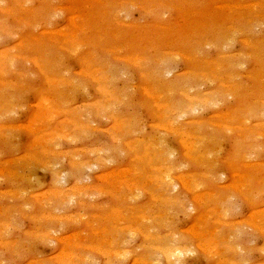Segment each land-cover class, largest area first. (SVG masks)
Masks as SVG:
<instances>
[{
  "label": "rangeland",
  "instance_id": "374dc122",
  "mask_svg": "<svg viewBox=\"0 0 264 264\" xmlns=\"http://www.w3.org/2000/svg\"><path fill=\"white\" fill-rule=\"evenodd\" d=\"M168 244L264 264V0H0V264Z\"/></svg>",
  "mask_w": 264,
  "mask_h": 264
},
{
  "label": "bare ground",
  "instance_id": "6f19581e",
  "mask_svg": "<svg viewBox=\"0 0 264 264\" xmlns=\"http://www.w3.org/2000/svg\"><path fill=\"white\" fill-rule=\"evenodd\" d=\"M138 63V62H137ZM96 74V73H95ZM191 90V89H190ZM186 98V97H185ZM190 98V97H189ZM189 98H187V99H189ZM191 99V98H190ZM193 99H195V98H193ZM207 99V98H206ZM206 99H204L205 100V102H207L206 101ZM190 101H192V99L190 100ZM201 102H202V100H201ZM189 103V102H188ZM208 103V102H207ZM201 104V103H200ZM206 104V103H205ZM195 105H196V103H195ZM198 105V104H197ZM170 106H171V104H170ZM106 107V106H105ZM175 107V106H174ZM179 120V119H178ZM119 124V123H118ZM116 125V124H115ZM118 126V125H117ZM61 131V130H60ZM167 131H169V130H167ZM184 137V136H183ZM184 145H185V143H184ZM187 145H190V144H186V146ZM170 146V145H169ZM185 146V147H186ZM191 146V145H190ZM189 147V146H188ZM191 148H192V146H191ZM193 149V148H192ZM147 154V153H146ZM244 156V155H243ZM186 157H189V156H187L186 155ZM191 158V157H190ZM187 162H188V160H187ZM75 163V162H74ZM85 165V164H84ZM246 165V164H245ZM76 166H77V164H76ZM247 166V165H246ZM174 171V170H173ZM173 173V172H172ZM67 174V173H66ZM53 175V174H52ZM169 176V175H168ZM163 177H165V176H163ZM161 178V177H160ZM182 178V177H181ZM180 178V179H181ZM58 179V178H57ZM164 178H162V180H163ZM168 179V178H167ZM64 180V179H63ZM182 181H185L184 180V177L181 179ZM181 180H180V182H181ZM124 182V181H123ZM187 182V181H186ZM188 183H186V185H187ZM186 185H184V186H186ZM183 186V185H182ZM187 187V186H186ZM133 189V188H132ZM184 189H186V188H184ZM170 193H171V191H170ZM54 194V193H53ZM61 195V194H60ZM67 195V194H66ZM74 198V197H73ZM197 201V200H196ZM71 203V202H70ZM180 206V205H179ZM256 215V214H255ZM9 229V228H8ZM165 229V228H164ZM72 238V237H71ZM153 238H155V237H153ZM173 240V239H172ZM174 241H176V240H174ZM223 241V240H222ZM177 242V241H176ZM176 242H174V243H176ZM214 242V241H213ZM198 247H199V245H197ZM229 246V245H228ZM157 248V247H156ZM230 248V247H229ZM202 249V248H201ZM213 249V248H212ZM156 250V252H158V254H160V255H162V256H165L167 259H168V264H176V263H174L171 259H175L176 261H179L180 260V257H178V256H183L184 254V249L181 247V246H178V245H172V244H168V245H166V247L164 246V247H162V248H157V249H155ZM234 250V251H233ZM233 252H235V248H233ZM215 251V250H214ZM205 252V251H204ZM55 256V255H54ZM65 259V258H64ZM182 259V258H181ZM66 260V259H65ZM137 260V259H136ZM171 261V262H170ZM142 262V261H141ZM140 263V262H139ZM234 263V262H233ZM232 263V264H233ZM226 264V263H225Z\"/></svg>",
  "mask_w": 264,
  "mask_h": 264
}]
</instances>
